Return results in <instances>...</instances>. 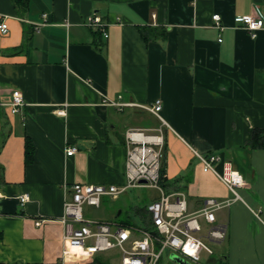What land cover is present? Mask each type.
<instances>
[{"label":"crops","instance_id":"0c3cea01","mask_svg":"<svg viewBox=\"0 0 264 264\" xmlns=\"http://www.w3.org/2000/svg\"><path fill=\"white\" fill-rule=\"evenodd\" d=\"M90 15L107 38L84 24ZM245 15L264 21V0H30L22 14L0 0V264L106 259L66 253L64 205L73 184H125L126 132L158 134L143 108L157 100L169 125L165 192L184 193L188 214L221 203L215 225L226 238L210 241L218 254L204 263L264 264V147L249 144L264 130V27L252 39L237 22ZM16 90L25 105L12 114ZM209 153L243 175L240 199L203 171L197 155ZM135 213L141 224L127 227L150 223L145 208ZM104 215L87 219L112 222Z\"/></svg>","mask_w":264,"mask_h":264},{"label":"built area","instance_id":"2783aa9c","mask_svg":"<svg viewBox=\"0 0 264 264\" xmlns=\"http://www.w3.org/2000/svg\"><path fill=\"white\" fill-rule=\"evenodd\" d=\"M46 17V15L44 16ZM215 25L223 30L220 15H213ZM237 22L246 29L252 39L264 27L261 17L245 15L237 17ZM84 24L96 28L105 38L108 37L100 17L90 15ZM8 24L0 23V32L7 34ZM222 41L221 39L219 40ZM9 104L11 113H19L25 105L23 94L16 90ZM114 105H117L114 103ZM121 106L120 104H118ZM122 106H125L123 104ZM161 122L158 134L147 135L142 130L126 132L127 158L126 182L117 185H90L76 183L71 187L72 199L65 202V214L62 223L66 228L64 236L67 254L97 256L118 249L122 255L119 264H159L166 250L182 258L189 264H205L202 253L213 255L209 241H223L226 228L216 226V209L221 203L207 200L205 206L196 214H188L187 201L182 192L167 193L161 184V167L164 147V129L169 127L162 117V101L157 100L150 106L143 107ZM76 148H68L67 155L72 156ZM204 172L213 173L228 189L240 199L238 189L245 186L243 175L236 171L231 161L216 153L198 154ZM152 187L161 193L159 199L146 207L149 224L127 227L115 222L87 219L85 206L100 208L103 198L117 199L130 188ZM28 196L20 198L22 204ZM200 218L210 224L205 236L201 234L204 227ZM40 225V222L37 223Z\"/></svg>","mask_w":264,"mask_h":264},{"label":"rangeland","instance_id":"374dc122","mask_svg":"<svg viewBox=\"0 0 264 264\" xmlns=\"http://www.w3.org/2000/svg\"><path fill=\"white\" fill-rule=\"evenodd\" d=\"M145 134L150 135L154 134L153 132H145ZM161 193L158 189L152 187H135L128 189L125 193L119 195L117 200H112L110 197L103 198V203L100 208L94 206H85L84 214L88 218H97L104 213V217L108 218L110 221H116L118 224L131 223L141 224L139 216L136 215L135 210L137 208H145L150 202L159 199ZM122 212L119 214V212ZM208 227H204V230L201 232L203 236L206 235ZM210 245L212 243L205 239ZM213 246V251L215 254H218L217 246ZM174 255L170 250H166L163 254L162 259L159 264H177L173 259ZM108 264H119L122 258V255L118 249L112 250L105 254ZM216 256L208 255L205 252L202 254V261L206 262L207 260L214 259Z\"/></svg>","mask_w":264,"mask_h":264},{"label":"trees","instance_id":"16d2710c","mask_svg":"<svg viewBox=\"0 0 264 264\" xmlns=\"http://www.w3.org/2000/svg\"><path fill=\"white\" fill-rule=\"evenodd\" d=\"M14 3V6L17 10L18 13L22 14L24 13L30 4V0H12ZM155 31V30H154ZM142 35L144 37V39L149 40L152 33H153V29H142L141 30ZM160 35L163 36V34L161 33ZM159 33L155 34V36H160ZM249 144L251 145L252 148H263L264 147V130L260 129V130H253L251 132V137L249 139ZM34 158V152H33V147L31 145L30 142H27V162H31L33 161ZM165 164H162L161 167V184L164 187H167V181H166V177H165ZM124 226H131L130 223H124ZM90 264H108L107 259H104L103 257H97L94 262L90 263Z\"/></svg>","mask_w":264,"mask_h":264},{"label":"water","instance_id":"95a60500","mask_svg":"<svg viewBox=\"0 0 264 264\" xmlns=\"http://www.w3.org/2000/svg\"><path fill=\"white\" fill-rule=\"evenodd\" d=\"M172 259L177 263V264H189L188 262H186L185 260H183L182 258L176 256V255H172Z\"/></svg>","mask_w":264,"mask_h":264}]
</instances>
